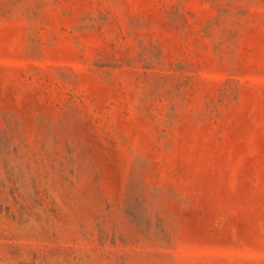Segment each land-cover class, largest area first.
I'll list each match as a JSON object with an SVG mask.
<instances>
[{"label": "rangeland", "instance_id": "1", "mask_svg": "<svg viewBox=\"0 0 264 264\" xmlns=\"http://www.w3.org/2000/svg\"><path fill=\"white\" fill-rule=\"evenodd\" d=\"M0 264H264V0H0Z\"/></svg>", "mask_w": 264, "mask_h": 264}]
</instances>
